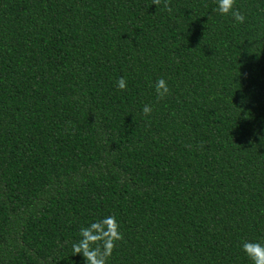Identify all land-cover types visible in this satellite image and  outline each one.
Returning a JSON list of instances; mask_svg holds the SVG:
<instances>
[{
    "label": "trees",
    "instance_id": "trees-1",
    "mask_svg": "<svg viewBox=\"0 0 264 264\" xmlns=\"http://www.w3.org/2000/svg\"><path fill=\"white\" fill-rule=\"evenodd\" d=\"M168 2L0 0V264H84L72 243L109 215L124 239L108 264H251L264 0H236L243 24Z\"/></svg>",
    "mask_w": 264,
    "mask_h": 264
},
{
    "label": "clouds",
    "instance_id": "clouds-1",
    "mask_svg": "<svg viewBox=\"0 0 264 264\" xmlns=\"http://www.w3.org/2000/svg\"><path fill=\"white\" fill-rule=\"evenodd\" d=\"M153 5L160 6L162 0H152ZM236 0H216L214 12L221 16L231 15L235 23L243 24L245 15L235 9ZM164 9L171 12L168 0H164ZM116 87L123 91L127 88V80L123 77L116 82ZM155 93L158 101L165 99L170 89L165 79H158L155 83ZM142 113L148 117L152 113V107L145 105ZM124 239L120 231V225L114 215L105 216L92 221L79 231V239L72 243V256L82 255L84 264H108L117 242ZM241 249L251 264H264V243L255 241L242 242Z\"/></svg>",
    "mask_w": 264,
    "mask_h": 264
}]
</instances>
